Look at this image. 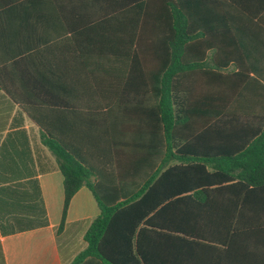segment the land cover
Segmentation results:
<instances>
[{"label": "trees", "instance_id": "16d2710c", "mask_svg": "<svg viewBox=\"0 0 264 264\" xmlns=\"http://www.w3.org/2000/svg\"><path fill=\"white\" fill-rule=\"evenodd\" d=\"M16 4L32 9L43 0ZM51 6L89 11L100 21L120 13L122 21L114 38L106 28L95 30L98 58L115 60L100 73L115 68L120 79L119 96L100 99L105 111L93 132L99 167L82 158L81 149L90 152V145L64 144L58 128H46L49 119L32 113L64 176L60 229L81 187L91 190L100 209L84 235L85 248L70 264H208V255L248 228L241 222L250 212L252 188L264 177L222 176L182 158L171 165L172 150L181 152L198 138L235 137L243 122L261 123L247 136L248 151L264 150L252 141L264 142V67L251 77L250 68L227 72L228 65L210 64L203 35L187 32V19L176 16L171 1L51 0ZM252 85L260 96H245ZM246 104L254 111H241Z\"/></svg>", "mask_w": 264, "mask_h": 264}, {"label": "crops", "instance_id": "0c3cea01", "mask_svg": "<svg viewBox=\"0 0 264 264\" xmlns=\"http://www.w3.org/2000/svg\"><path fill=\"white\" fill-rule=\"evenodd\" d=\"M21 1L0 0V264H70L85 248L84 235L100 209L83 186L60 229L64 176L32 113L49 119L46 128H58L64 144L90 145V152L81 149L82 158L88 167H99L93 132L105 111L100 99L119 96L120 79L115 68L100 73L115 60L98 58L96 31L106 28L114 38L122 21L120 13L100 21L89 11L53 10L51 0L17 9ZM155 1L177 5L173 12L187 19V32L203 35L199 41L210 64L228 65L227 72L250 68L251 77L264 67V0ZM245 96L260 95L252 85ZM253 108L246 104L241 111ZM260 128L261 123L243 122L236 125L235 137L182 143L185 149L173 148L170 164L182 158L203 163L211 173L219 169L222 176L262 178L264 165L258 163L264 164V150L250 153L247 138ZM252 190L250 212L241 222L248 228L220 246L218 254L208 255V264H264V183Z\"/></svg>", "mask_w": 264, "mask_h": 264}]
</instances>
